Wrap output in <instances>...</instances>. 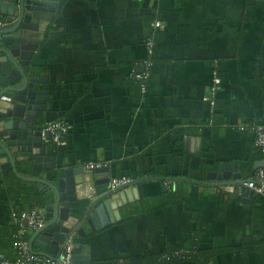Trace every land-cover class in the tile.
Returning a JSON list of instances; mask_svg holds the SVG:
<instances>
[{"label": "crops", "instance_id": "crops-1", "mask_svg": "<svg viewBox=\"0 0 264 264\" xmlns=\"http://www.w3.org/2000/svg\"><path fill=\"white\" fill-rule=\"evenodd\" d=\"M31 66L46 107L43 128L71 126L67 147L48 142L60 177L72 172L71 192L82 189L84 173L75 170L90 164L141 186L114 222L112 210L95 229L85 209L70 214L80 220L76 241L80 229L86 234V264H161L196 249L217 253L211 264H264V198L223 190L264 168L255 129L264 126V0H65ZM25 212L0 184V255L11 261L7 241L27 227ZM36 233L25 238L45 257L37 239L31 243Z\"/></svg>", "mask_w": 264, "mask_h": 264}, {"label": "water", "instance_id": "water-1", "mask_svg": "<svg viewBox=\"0 0 264 264\" xmlns=\"http://www.w3.org/2000/svg\"><path fill=\"white\" fill-rule=\"evenodd\" d=\"M64 1L0 0V16L6 23L0 31V169H11L19 179L38 183L46 193L49 190L54 193L51 203L44 209L47 223L31 242L37 239L36 246L50 258L58 255L66 237L80 225V220L71 217V213L78 214L85 209L84 219L95 229L92 223L98 228L100 220L104 224L109 222L105 211L114 212L110 219L114 222V215L119 216L120 209L135 200L132 194L141 190V186L129 187L112 194L109 168L89 171L82 167L75 170L80 176L84 173L77 182L82 189L71 192L67 181L71 170L64 172V178L60 177L61 172L50 156L48 142L51 137L48 136L47 141L42 138L46 107H42V91L35 85L40 80L35 78L31 62L45 39L49 22L61 12ZM21 167L29 172H53L54 177L49 181L30 177L23 174ZM223 190L246 198L253 194L243 186ZM109 195L112 196L106 199ZM79 234L82 237L76 241L74 261L86 264L89 259L82 256L86 234L83 229Z\"/></svg>", "mask_w": 264, "mask_h": 264}, {"label": "built area", "instance_id": "built-area-1", "mask_svg": "<svg viewBox=\"0 0 264 264\" xmlns=\"http://www.w3.org/2000/svg\"><path fill=\"white\" fill-rule=\"evenodd\" d=\"M6 27V23L3 17L0 16V31ZM157 28L161 27L160 23L156 24ZM155 42L151 38L147 42V52L151 58L154 54ZM152 63L149 60L146 64L147 70L150 69ZM147 74L143 77V80L147 79ZM143 86V91H145ZM219 91V80L214 79L213 85L210 88L209 95L206 100L211 104L215 105V98ZM256 129V146L264 153V126H258ZM71 131V126L64 121H53L49 122L42 130V138L47 141L48 136L51 137L49 140L57 147L68 146V136ZM100 167V165L90 164L89 168L94 169ZM136 183V179L130 176H120L111 179V192H118L133 186ZM243 186L251 190L257 196L264 198V168L259 170L255 176L245 182H242ZM26 222L27 227L21 229L17 236L14 244L17 250V259L10 261L0 255V264H76L74 261L75 250H76V234L72 233L68 235L61 246L58 255L55 258L43 257L35 255L30 247L28 240H25L27 232H38L43 229L46 225V218L40 210H32L22 214L21 218Z\"/></svg>", "mask_w": 264, "mask_h": 264}, {"label": "trees", "instance_id": "trees-1", "mask_svg": "<svg viewBox=\"0 0 264 264\" xmlns=\"http://www.w3.org/2000/svg\"><path fill=\"white\" fill-rule=\"evenodd\" d=\"M49 143L53 144L50 141ZM120 176H123V175H120ZM126 176H131V175H126ZM0 184L5 185L6 193H7L9 200H11L12 202L18 203L22 211L44 210L46 206L51 203L52 196L46 193L44 190H42L39 187V184L26 182V181L19 179L12 170H9L5 172L4 174H0ZM172 198L174 197L172 196L168 197L169 200H171ZM160 203H163L162 200H160ZM25 240H28V238ZM7 242L10 245V247H13V245L16 242V235L14 238L13 237L8 238ZM189 243H191L189 248H193L195 246L193 238L189 240ZM14 250H15L14 252L16 253L15 257L17 259L18 254H17V250L15 247H14ZM171 254L172 253H170L169 258L166 259L167 261L166 260L162 261L161 264H184V263L211 264V260L217 255V253H214V252L199 251L197 249L195 251V254L185 256V257H183V255L181 254H179V256L173 257ZM10 259H13V258H10ZM15 260H12V261H15Z\"/></svg>", "mask_w": 264, "mask_h": 264}]
</instances>
